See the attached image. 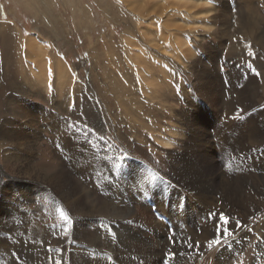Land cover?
<instances>
[{
    "label": "rangeland",
    "instance_id": "rangeland-1",
    "mask_svg": "<svg viewBox=\"0 0 264 264\" xmlns=\"http://www.w3.org/2000/svg\"><path fill=\"white\" fill-rule=\"evenodd\" d=\"M13 1L0 0V24H10L24 36L35 33V41L43 38L54 59L61 61L70 75L67 81L73 88L68 103L58 102L55 96L66 87V81H56L52 73L48 91L40 82L30 88L36 95L27 93L30 90L26 88L17 96L4 80L0 61V264H54L56 260L61 264H124L129 257L170 264L168 259L162 262L166 255H161L174 245L168 240L175 238L177 231L186 234L187 243H200L195 234L221 224L219 213L223 212L229 221L222 227L234 223L228 237L237 240L240 230H253L256 223L264 221V205L260 204L264 201V0ZM191 6L193 11L197 6V14L202 9L212 10L196 17ZM11 54L14 70V64L17 67L22 61L18 48ZM37 62L34 76L39 70H48L45 63ZM9 74L20 77L17 72ZM12 97L22 99L20 116L10 105ZM60 125L69 127L63 156L57 150ZM249 126L258 129L257 143L244 136L252 132ZM232 137H239L238 142L230 143ZM166 140L171 145L163 144ZM240 142L245 144L243 149L235 146ZM168 145L170 148H165ZM187 145L191 166L207 187L196 198L184 192L186 188L175 181L177 173L173 172L180 163L178 148ZM186 159L182 157L181 164ZM240 171L249 176L247 187L252 182L255 186L247 188L253 198L248 213L227 202L229 197L238 199L240 192L233 196L229 181ZM61 177L69 186V192L63 188L64 194L53 184ZM71 187L84 196L83 201L96 205L91 223L77 221L70 205ZM102 191L104 208L98 207ZM198 198L202 205L192 200ZM178 199L189 202L192 216L188 219L194 228L186 219L184 228L177 222L178 208L173 202ZM61 210L73 224H66ZM153 211L156 218H162L155 219ZM205 211L216 214L208 224L203 219ZM243 217L247 219L245 227L237 229L235 221ZM93 230L99 231L98 235H93ZM157 231L163 233L167 247L158 242ZM249 249L250 264H264V233H259ZM14 251L17 258L12 256ZM215 252L208 246L198 248L191 253L198 258L193 264H216ZM237 252L233 259L242 255ZM192 260L179 264H192Z\"/></svg>",
    "mask_w": 264,
    "mask_h": 264
},
{
    "label": "bare ground",
    "instance_id": "bare-ground-1",
    "mask_svg": "<svg viewBox=\"0 0 264 264\" xmlns=\"http://www.w3.org/2000/svg\"><path fill=\"white\" fill-rule=\"evenodd\" d=\"M13 1V0H12ZM17 1H19L18 3H20V2H23V3H25V2H29L30 3V1L31 0H17ZM16 1V2H17ZM126 1V0H125ZM149 1V0H148ZM187 1H189V0H186V2ZM198 1H203V0H196V2H198ZM14 2V1H13ZM39 2V1H38ZM42 2V1H41ZM126 2H129L128 0L126 1ZM180 2V1H179ZM205 2L206 3H208L209 2V0H208V2H207V0H205ZM15 3V2H14ZM28 3V4H29ZM188 3H190V2H188ZM130 4V3H129ZM176 4V3H175ZM178 4V3H177ZM187 4V3H186ZM192 4V3H191ZM198 4H200V3H198ZM36 5V4H35ZM167 5H168V3H167ZM166 5V6H167ZM146 6H147V4H146ZM165 6V7H166ZM145 7V6H144ZM192 7V6H191ZM196 8H195V10L193 11V7L192 8H190V10L191 11H193L194 12V16H196V15H198V14H200V13H208L209 12V10H212V8L211 9H209V10H204V9H202V10H200V11H198V14H197V12H196V10H198V8H197V6H195ZM167 8V7H166ZM202 8H204V7H202ZM27 9V8H26ZM163 9V8H162ZM164 10V9H163ZM149 11H150V9H149ZM148 11V12H149ZM162 11V10H161ZM136 12V11H135ZM139 12H141V11H139ZM182 12V11H181ZM188 12H189V10H188ZM150 13H152V12H150ZM134 15V14H133ZM143 15V14H142ZM186 15V14H185ZM192 15V14H191ZM190 16V15H189ZM186 17H188V16H186ZM192 17V16H191ZM196 17H198V16H196ZM135 18H136V16H135ZM139 18V17H138ZM188 19V18H187ZM232 19V18H231ZM258 19V18H257ZM260 19V18H259ZM2 20V19H1ZM141 20H142V18H141ZM6 22H7V20H6ZM7 23H9V21L7 22ZM237 25H238V23H237ZM13 26H14V24H13ZM39 26V25H38ZM234 26V25H233ZM204 27H206L205 25H204ZM209 27V26H208ZM242 27V26H241ZM255 27V25L253 26L252 25V27L251 28H254ZM35 29V28H34ZM241 29V28H240ZM234 30V29H233ZM252 30H254V31H256L257 29H252ZM228 33V32H227ZM232 33V32H231ZM33 35L31 36H24L21 32H20V30L18 29V30H16V29H14L10 24H6V23H1L0 24V61H1V64L3 65V68H4V70H3V76H4V80H6V82L9 84L8 86H9V88L11 89V90H13V92H14V94H17V96H20L21 95V91L22 90H25L26 88H28V91L30 90V88L32 89V88H35L36 86H39V84H40V82L42 83V82H44L45 83V85H44V89L45 90H49L50 89V87H52L51 86V74L53 73V75L55 74V76L57 77L56 78V81H57V79H58V82H60V81H63V82H65L66 83V87L65 88H63V90L61 89L60 90V94H59V96H55L57 99H58V102L60 101V102H64V103H61V104H65V103H68L69 102V100H70V90L73 88L72 87V85H71V83H70V81H67V80H71V78H70V75L68 74V72L67 71H64V69H63V65H62V63H61V61H59L58 59L56 60V59H54V57L52 56V53H51V47L49 48L48 47V44L46 43V42H44L43 40V38H40V39H37L36 41H35V39H34V34L35 33H32ZM221 34V33H220ZM131 35V34H130ZM241 35V34H240ZM204 37V36H203ZM202 37V38H203ZM251 42V41H250ZM209 45V44H208ZM252 45V44H251ZM253 45H255V44H253ZM13 48H18V51H19V54H20V60L22 61V65H19V66H17L16 67V65L14 64V66H13V68H14V70L11 68L12 66H11V60H10V58L11 57H13V55L11 54L12 53V50H13ZM221 48V47H220ZM51 50V51H50ZM167 50V49H166ZM105 53V52H104ZM107 53V52H106ZM15 55V54H14ZM107 57V56H106ZM215 57V56H214ZM19 58V57H18ZM37 61H39L40 62V64H42V66H43V63H45V65L47 66V68H48V70L47 71H43V70H39V71H37L36 73H37V75H35L34 76V74H35V71H36V66H38L37 64H38V62ZM11 66V67H10ZM118 66V65H117ZM204 67V66H203ZM206 67V66H205ZM26 68V69H25ZM105 68H107V67H105ZM122 68V67H121ZM40 69V68H39ZM1 70V69H0ZM16 70V71H15ZM26 70H27V72H26ZM11 72H17V74L19 73L20 74V77H16L15 78V76H11L9 73H11ZM19 76V75H18ZM37 76V77H36ZM203 76L206 78H208V74H203ZM55 78V77H54ZM206 78V79H207ZM3 79V78H2ZM218 79V78H217ZM213 80V79H212ZM39 83H38V82ZM204 81V80H203ZM211 83V82H210ZM37 84V85H36ZM50 84V85H49ZM2 85V84H1ZM58 85V84H57ZM205 85V84H204ZM207 85V84H206ZM205 85V86H206ZM4 86V85H3ZM2 86V87H3ZM212 86H214V85H212ZM1 87V86H0ZM41 88V87H40ZM66 89L68 90L67 92H66ZM205 89V88H204ZM1 90V89H0ZM27 92V91H26ZM256 92V91H255ZM27 93H30V94H34V95H36L35 94V92L33 91V90H30L29 92H27ZM39 93H41V92H39ZM205 93L208 95V93H210V91H208V90H206L205 91ZM10 94V93H9ZM50 94H51V92H50ZM49 94V97L51 98V100H53L54 99V97H52V95H50ZM129 94V93H128ZM39 95V94H38ZM130 95V94H129ZM201 95V94H200ZM21 97V96H20ZM96 97H97V95H96ZM59 98H62V101L61 100H59ZM11 100H12V104L10 103V105L12 106V109L14 110V114H16V115H18V116H20V114H21V112H20V109H22V107H24V106H22V105H20V103H21V98H19L18 97V99H16L15 97L13 98H11ZM159 101V100H158ZM258 101V100H257ZM129 102V101H128ZM127 101L125 102V103H128ZM122 103V102H121ZM124 103V102H123ZM243 103V102H242ZM248 103V102H247ZM130 104V103H129ZM140 105V104H139ZM207 105V104H206ZM232 105V104H231ZM248 105H250V104H248ZM148 107V106H147ZM246 107V106H245ZM118 108V107H117ZM67 109V108H66ZM128 109H130V108H128ZM65 110V109H64ZM68 110V109H67ZM131 110V109H130ZM11 111V110H10ZM133 111V110H132ZM212 111V110H211ZM223 112V111H222ZM116 113V112H115ZM13 114V115H14ZM122 114V113H121ZM232 114V113H231ZM123 115V114H122ZM215 115V114H214ZM112 116V115H111ZM133 116V115H132ZM216 116V115H215ZM227 116V115H226ZM136 117V116H135ZM127 118V117H126ZM234 118V117H233ZM262 118V117H261ZM67 119V118H66ZM216 119V118H215ZM90 120V119H89ZM12 121V120H11ZM232 121V120H231ZM248 121V120H247ZM8 124H9V122L8 121H6ZM15 123V122H14ZM152 123V122H151ZM112 124V123H111ZM122 124H123V122H122ZM125 124V123H124ZM153 124V123H152ZM151 124V125H152ZM250 124V123H249ZM228 125V124H227ZM244 125H246V124H244ZM7 126V125H6ZM18 126V125H17ZM59 126V125H58ZM61 127H60V131H59V134H58V148H57V150H58V153L60 154V156L62 155L61 153H62V150H63V148L65 147V145H67L66 143H67V133H68V126H66V125H60ZM110 126V125H109ZM101 127H102V125H101ZM100 127V128H101ZM110 127H112V126H110ZM231 127V126H230ZM250 127V126H249ZM251 128V127H250ZM118 129V128H117ZM130 129V128H129ZM245 128H243V130H244ZM116 130V129H115ZM233 130V129H232ZM242 130V129H241ZM3 131H4V129H3ZM17 131H18V129H17ZM20 131H21V129H20ZM55 131H57V130H55ZM70 131V130H69ZM247 131V130H246ZM250 131H252V132H248V134L247 133H245V137H247V139H249V141L251 142V143H257L258 142V138H257V136L259 135L260 136V134H257V132H258V129L257 130H255V129H252L251 128V130ZM257 131V132H256ZM16 132V131H15ZM116 133V132H115ZM5 134V133H4ZM17 134V133H16ZM229 135V134H228ZM115 136V135H114ZM139 136V135H138ZM7 138H8V135L6 136ZM10 137V136H9ZM13 137H14V135H13ZM100 138V137H99ZM116 138V137H115ZM238 138L239 137H232V139L231 140H229V142L230 143H233V142H236L237 140H238ZM10 139V138H9ZM243 140V139H242ZM98 142V141H97ZM107 142V141H106ZM125 142V141H124ZM238 142V141H237ZM261 142V141H260ZM259 142V144H261ZM123 143V142H122ZM185 143V142H184ZM72 144V143H71ZM163 144H170L171 145V143H169L167 140H166V142H163ZM174 144V143H173ZM172 144V145H173ZM96 145V144H95ZM97 145H99V144H97ZM103 145V144H102ZM170 145H168L167 147H165V148H167V149H169L170 147ZM232 145V144H231ZM256 145V144H255ZM70 146V145H69ZM90 146V145H89ZM236 147H237V149H243L244 147H245V144H244V142H240L239 144H237V145H235ZM94 147V146H93ZM255 147V146H254ZM97 149H99V148H97ZM178 149H180L181 150V153H179V158L177 157V155H176V153H173V154H175V157H177L178 158V163H179V165H177V168H176V166L174 167V170H173V172H175V181L176 182H182V184H183V186L186 188V190H184V192H187L190 196H193L194 198H196L197 197V195H200V193H199V191H203L204 192V190H206L207 189V187H206V184L204 183V182H201L200 180H198V174H199V172L198 171H196L195 169H193L192 168V166L191 165H194V164H192V157H191V154L188 152V151H190V149L191 148H189L188 147V145L187 146H182V148L180 147V148H178ZM193 149V148H192ZM233 149V148H232ZM231 149V150H232ZM255 149H256V147H255ZM68 150V149H67ZM70 151V150H69ZM240 151V150H239ZM245 151V150H244ZM175 152H176V150H175ZM233 152V151H232ZM261 152V151H260ZM264 152V151H263ZM74 153V152H73ZM178 153V152H177ZM241 153V152H240ZM243 153V152H242ZM56 156V155H55ZM63 156V155H62ZM70 156V155H69ZM173 156V155H172ZM240 156V155H239ZM242 156V155H241ZM256 156V155H255ZM182 157H187V162L186 163H188V164H186V163H183V164H181V159H182ZM173 158H174V156H173ZM239 158V157H238ZM103 159V158H102ZM234 159V158H233ZM236 159V158H235ZM241 159V158H240ZM257 159V158H256ZM262 160V159H261ZM75 161H76V159H75ZM119 161V160H118ZM245 161V160H244ZM256 161V160H255ZM60 162V161H59ZM140 162V161H139ZM195 162V161H194ZM125 163V162H124ZM257 163V162H256ZM262 163H263V161H262ZM54 164V163H53ZM100 164V163H99ZM133 164V163H132ZM146 164V163H145ZM255 164V163H254ZM63 165V164H62ZM77 165V164H76ZM241 165V164H240ZM242 165H245V164H242ZM64 166H65V164H64ZM87 166V165H86ZM118 167V166H117ZM186 167H188V168H186ZM190 167V168H189ZM246 167V166H245ZM88 168V167H87ZM241 168V167H240ZM36 169V168H35ZM46 169V168H45ZM81 169V168H80ZM124 169H125V167H124ZM168 169V168H167ZM235 169V168H234ZM42 170V169H41ZM78 170V169H77ZM116 170V169H115ZM114 170V171H115ZM126 170V169H125ZM250 170V169H249ZM258 170V169H257ZM37 171V170H36ZM35 171V172H36ZM73 171H75V170H73ZM156 171H158V169L156 170ZM252 171V170H251ZM131 172V171H130ZM172 172V171H171ZM226 172V171H225ZM243 171H240V173L238 172V173H234L232 176H231V181H229L230 182V184H229V187H230V189H231V194L233 195V196H235L236 197V193H239L240 192V194H239V196H238V199H232L231 197H229V199L227 200V202L230 204V205H232V206H237L236 204H238L239 205V207H241L242 209H244L245 210V212H249V209H250V207H251V205H252V200H253V198H252V200H251V198H250V196H249V192L251 191H249V190H247V188H250V189H254V183L252 182L251 183V186H249V187H247V182H250V181H247V179L249 178V176H247V175H245V174H243L242 173ZM34 173V172H33ZM71 173V172H70ZM73 173V172H72ZM77 173V172H76ZM91 173V172H90ZM112 173V172H111ZM121 173V172H120ZM261 173V172H260ZM49 174V173H48ZM63 174L64 173H62V172H60V176H63ZM124 174V173H123ZM132 174V173H131ZM149 174V173H148ZM226 174V173H225ZM228 174V173H227ZM250 174V173H249ZM36 175V174H35ZM70 175V174H69ZM74 175V174H73ZM95 175V174H94ZM163 175V174H162ZM49 176V175H48ZM53 176V175H52ZM140 176V175H139ZM75 177V176H74ZM104 177V176H103ZM106 177V176H105ZM163 177V176H162ZM255 178V180L256 179H258L255 175H250V178ZM75 178H77V177H75ZM147 178V177H146ZM169 178V177H168ZM61 180L59 181V182H55V183H53V182H51V183H53L54 184V186H56L60 191H61V193L63 192V194H64V192H65V190L66 191H68L69 192V190H67V188L66 187H68L69 188V186H67V182H62V179H64V178H60ZM88 179V178H87ZM164 179V178H163ZM162 179V180H163ZM167 179V178H166ZM171 179H172V177H171ZM226 179V178H225ZM225 179H223V180H225ZM82 180V179H81ZM90 180V179H89ZM165 180V179H164ZM49 181V180H48ZM154 181V180H153ZM172 181H173V179H172ZM228 181V180H227ZM253 181V180H252ZM50 182V181H49ZM84 182V181H83ZM168 182V181H167ZM174 182V181H173ZM258 182V181H257ZM40 183V182H39ZM45 183V182H44ZM43 183V184H44ZM50 183V184H51ZM140 183V182H139ZM202 183V184H201ZM204 183V184H203ZM220 183V182H219ZM225 183H226V181H225ZM262 183V182H261ZM42 184V183H41ZM71 185L73 184V183H70ZM80 184V183H79ZM87 184H89V182L87 181ZM101 184V183H100ZM169 184V183H168ZM24 185V184H23ZM173 185V184H172ZM226 185H228V184H226ZM250 185V184H249ZM261 185V184H260ZM264 185V184H263ZM26 186V185H25ZM39 186V185H38ZM77 186V185H76ZM161 186V185H160ZM182 186V187H183ZM33 187V186H32ZM65 187V188H64ZM123 187V186H122ZM127 187V186H126ZM146 187V186H145ZM181 186L178 188L179 190H183V188H182ZM3 188V187H2ZM63 188L65 189V190H63ZM73 187H71V189L70 190H72L73 191V193L71 192V201H70V205H71V208H72V211L74 212V214L76 215V218L78 219L77 221H83V220H85V222H87V223H91V222H89L90 221V219H91V216L90 215H92L93 214V212H94V210L96 209V205H93V204H90V203H86L85 201H83V198H84V196H83V198L81 197V195H77V193H78V191L76 190V189H72ZM84 188V187H83ZM110 188V187H109ZM129 188V187H128ZM43 189V188H42ZM53 189V188H52ZM222 189V188H221ZM227 189V188H226ZM229 189V190H230ZM257 189V188H256ZM12 190V189H11ZM48 190V189H47ZM54 190V189H53ZM52 190V191H53ZM75 190V191H74ZM97 190V189H96ZM130 190H131V188H130ZM161 190V189H160ZM170 190V189H169ZM258 190H260V189H258ZM1 191H3V190H1ZM98 191H101V190H98ZM105 191V190H104ZM106 191H107V189H106ZM134 191V190H133ZM256 191V190H255ZM42 192V191H41ZM81 192V191H80ZM180 192V191H179ZM183 192V191H182ZM181 192V193H182ZM194 192V193H193ZM209 192V191H208ZM12 193V192H11ZM93 193V192H92ZM91 193V194H92ZM106 193V192H105ZM142 193V192H141ZM167 193V192H166ZM180 193V194H181ZM6 195H7V192L5 193ZM4 194V195H5ZM51 194V193H50ZM89 195H90V193H88ZM103 194V197L101 198L100 197V201H98V207H100V205L99 204H101V205H103V208H104V202H105V195H104V193H103V191L101 192V195ZM107 194V193H106ZM185 195H187V194H185ZM251 195V194H250ZM12 196V195H11ZM45 196V195H44ZM91 196H93V195H91ZM90 196V197H91ZM99 196H100V194H99ZM170 196V195H169ZM23 197V196H22ZM34 197V196H33ZM59 197V196H58ZM73 197H75V198H73ZM111 197V196H110ZM109 197V198H110ZM183 197V196H182ZM254 197V196H253ZM6 198V197H5ZM39 198V197H38ZM96 198V197H95ZM14 199V198H13ZM62 199V198H61ZM66 199V198H65ZM90 200V202H91V198H89ZM108 199V198H107ZM112 199V198H111ZM45 200V199H44ZM110 200V199H109ZM108 200V201H109ZM186 200H187V198H186ZM194 202H196V204H200V205H202L203 203V201H202V199L201 198H198V200H196V199H192ZM207 200V199H206ZM256 200V199H255ZM260 200V199H259ZM1 201V200H0ZM30 201V200H29ZM107 201V202H108ZM258 201V200H257ZM2 202V201H1ZM117 202H118V199H117ZM131 202V201H130ZM21 203V202H20ZM37 203V202H36ZM92 203V202H91ZM160 203V202H159ZM174 203V207L175 208H178V216H177V222H181L182 223V225H183V228L185 227L184 225H185V219L187 220V222H188V224H190L192 227L194 226V224L190 221V219H188V215H189V217H190V215L192 216V211H191V209H190V205H189V202H185V203H182V200L181 199H178V200H176L175 202H173ZM5 204V203H4ZM110 204V203H109ZM118 204V203H117ZM152 204V203H151ZM165 204V203H164ZM182 204H183V206H182ZM260 204L261 205H264V201L262 200L261 202H260ZM31 205V204H30ZM63 205V204H62ZM108 205V204H107ZM107 205H105V206H107ZM124 205V204H123ZM153 205V204H152ZM1 206V205H0ZM109 206V205H108ZM115 206V205H114ZM114 206H113V208H114ZM4 207H5V205H4ZM34 207V206H33ZM59 207V206H58ZM57 207V208H58ZM102 207V206H101ZM131 207V206H130ZM173 207V206H172ZM238 207V206H237ZM15 208H17V207H15ZM37 208H38V206H37ZM65 208H66V206H65ZM67 208H68V206H67ZM118 208V207H117ZM39 209V208H38ZM42 209V208H41ZM40 209V210H41ZM56 209V208H55ZM62 209V208H61ZM99 209V208H98ZM120 209V208H119ZM122 209V208H121ZM241 209V210H242ZM64 210V209H63ZM103 210V209H102ZM126 210V209H125ZM129 210V209H128ZM198 211V210H197ZM3 212H5V211H3ZM42 212H43V210H42ZM54 212V211H53ZM70 212V211H69ZM103 212V211H102ZM106 212V211H105ZM111 212V211H110ZM126 212V211H125ZM199 212V211H198ZM9 213V212H8ZM124 213V212H123ZM152 213V212H151ZM166 213V212H165ZM209 213L210 212H207V211H205V213H203V219L206 221V223L208 224L211 220H213L215 217V215L214 216H212L211 218H209ZM235 213V212H234ZM120 214H121V212H120ZM125 214V213H124ZM60 215V214H59ZM116 215V214H115ZM123 215V214H122ZM127 215V214H126ZM153 215H154V218L155 219H157V220H159L160 218H162V216L163 215H160L159 217H157L156 218V216H155V214H154V211H153ZM70 216H71V214H70ZM73 216V215H72ZM105 216V215H104ZM108 216V215H107ZM125 216V215H124ZM115 217V216H114ZM113 217V218H114ZM153 217V216H152ZM186 217V218H185ZM101 219H104V218H102V217H100ZM100 218H98V219H100ZM193 218V217H192ZM72 219V218H71ZM83 219V220H82ZM95 219V218H94ZM98 219H97V221H98ZM106 219H107V217H106ZM194 220V219H193ZM53 221V220H52ZM95 221V220H94ZM109 221V220H108ZM116 221H117V219H116ZM115 221V222H116ZM119 221V220H118ZM156 220H154V222H155ZM246 221H247V219H246V217H243V219L241 220V222L243 223V224H246ZM74 222V221H73ZM99 222V221H98ZM101 223H102V221H100ZM111 222H112V220H111ZM114 222V223H115ZM131 222V221H130ZM152 222V221H151ZM161 222V221H160ZM175 222V221H174ZM212 222V221H211ZM52 223V222H51ZM82 223V222H81ZM256 223V222H255ZM1 224V223H0ZM50 224V223H49ZM73 224V223H72ZM80 224V223H79ZM83 224V223H82ZM97 224V223H96ZM117 224H120L119 222L117 223ZM152 224V223H151ZM157 224L158 225H161L162 226V223H158L157 222ZM257 225H256V227H254V229L253 230H249V229H242V230H240V233H239V235H238V239L237 240H233V238H230V237H228V232H227V228H229V230L233 227V225H234V223H229V225H227V226H225V227H227V228H225V237L224 236H221V237H219V234L217 233V241H219V240H221V243L219 244V245H213L212 247H211V250H212V252L213 251H216L215 253H217V256H216V254H215V260H216V264H250L251 263V251H250V249H249V246H250V244H252L258 237H259V233L260 234H263L264 233V221L261 223V221L259 222V223H256ZM102 225H103V223H102ZM102 225H100V226H102ZM122 225V224H121ZM128 225V224H127ZM154 225V224H153ZM84 226V225H83ZM88 226V225H87ZM110 226V225H109ZM120 226V225H119ZM118 226V227H119ZM10 227V226H9ZM15 227V226H14ZM67 227V226H66ZM70 227V226H69ZM105 227V226H104ZM122 227V226H121ZM162 227H164V226H162ZM74 228H76V227H74ZM77 228H79V225H78V227ZM88 228H90V227H88ZM91 228H92V226H91ZM154 228V227H153ZM161 228V227H160ZM194 228V227H193ZM247 228V227H246ZM4 229V228H3ZM8 229V228H7ZM67 229V228H66ZM81 229V228H80ZM87 229V228H86ZM86 229H85V231H83V233L85 234V232H86ZM93 229V228H92ZM164 229V228H163ZM167 229V228H166ZM9 230V229H8ZM84 230V229H83ZM195 229H193V231H194ZM11 231H14V230H11ZM69 231V230H68ZM71 231V230H70ZM77 231H79V230H77ZM105 231V230H104ZM196 231V230H195ZM80 232V231H79ZM82 232V231H81ZM92 232V231H91ZM93 232L94 233H92L93 235H95V232L96 231H94L93 230ZM103 232V231H102ZM175 232V231H174ZM76 233V232H75ZM98 233H99V231L98 232H96V234L98 235ZM103 233H105V232H103ZM214 233H215V226H213L211 229H209L208 231H205V232H203V233H201V234H195V236L197 237V239H199V241H200V246L199 247H196L195 246V242H197V241H194L193 242V247L192 248H189L188 247V243L186 242V240H185V233H179V231H177V232H175L174 233V235H175V243H174V245L173 246H171V247H168V250H167V252H162V258L164 257V255H166V253H168L169 251L171 252V251H174L175 252V255H173L171 258H169L167 255H166V257H164L163 259H162V262L164 261V259H168L169 261H170V264H179V262H182L184 259H192V258H194V260H192L191 261V263L193 264V261H197V259H195L196 258V256H197V254H196V256L195 255H192L191 253L194 251V252H197V250H198V248H203L204 246H207V244H208V241L209 240H211V239H213L214 238ZM48 234V233H47ZM74 234V233H73ZM82 234V233H81ZM16 235V234H15ZM67 235V234H66ZM83 235V234H82ZM20 236V235H19ZM105 236V235H104ZM104 236H102V237H104ZM117 236V235H116ZM152 236V235H151ZM16 237V236H15ZM14 237V238H15ZM61 237V236H60ZM93 237V236H92ZM97 237V236H96ZM99 237V236H98ZM101 237V238H102ZM166 237V236H165ZM170 237H172V236H170ZM174 237V236H173ZM20 238V237H19ZM22 238V237H21ZM85 238V237H84ZM105 238V237H104ZM106 238H107V236H106ZM105 238V239H106ZM156 238L158 239V242L159 243H161V245H164L165 244V246L168 244L167 243V240L166 239H164V235H163V233H161L160 231H157L156 232ZM60 239V238H59ZM59 239L57 240L58 242H59ZM87 239V238H86ZM96 238L94 237V240H95ZM138 239V238H137ZM17 240V239H16ZM25 240H27V239H25ZM62 240V239H61ZM85 240V239H84ZM101 240V239H100ZM128 240V239H127ZM64 241V240H63ZM67 241V240H66ZM79 241V240H78ZM92 242H94L93 240H91ZM91 241H90V243H91ZM102 241V240H101ZM169 241V240H168ZM259 241V240H258ZM17 242V241H16ZM76 242V241H75ZM126 242V241H125ZM19 243V242H18ZM60 243V242H59ZM89 243V242H88ZM89 243V244H90ZM149 243V242H148ZM167 243V244H166ZM80 244V243H79ZM86 244V243H85ZM103 244H105V243H103ZM126 244V243H125ZM177 244V247L175 246ZM69 245V244H68ZM98 245V244H97ZM106 245V244H105ZM109 245V244H108ZM263 245V244H262ZM81 246H83V245H81ZM95 246V245H94ZM14 247V246H13ZM87 247V246H86ZM91 247V246H90ZM101 247V246H100ZM167 247V246H166ZM258 247V246H257ZM22 248V247H21ZM37 248V247H36ZM41 248V247H40ZM65 248H66V246H65ZM70 248V247H69ZM74 248V247H73ZM102 248V247H101ZM123 248V247H122ZM156 248V247H155ZM72 249V248H71ZM70 249V250H71ZM78 249V248H77ZM90 249V248H89ZM95 249V248H94ZM104 249H106V248H104ZM110 249V248H109ZM165 249V248H164ZM10 250V249H9ZM64 250V249H63ZM119 250V249H118ZM61 251V250H60ZM94 251V250H93ZM102 251H104V250H102ZM117 251V250H116ZM122 251V250H121ZM134 251H135V249H134ZM145 251V250H144ZM152 251V250H151ZM235 251H236V253H238L237 251H240V252H242V255L240 256V257H236V258H234L233 259V257H235ZM15 252V251H14ZM17 252V251H16ZM19 252V251H18ZM21 252V251H20ZM52 252V251H51ZM50 252V253H51ZM71 252H74L73 250L71 251ZM70 252V253H71ZM79 252V251H78ZM95 252V251H94ZM101 252V251H100ZM111 252V251H110ZM23 253V252H22ZM30 253V252H29ZM37 252H35L34 254H36ZM61 253V252H60ZM88 253V252H87ZM102 253H104V252H102ZM161 253V252H160ZM181 253H183V255H181ZM49 254V253H48ZM126 254V253H125ZM189 254H190V256L192 255V257H190L189 256ZM211 254H213V253H211ZM28 255V254H27ZM26 255V256H27ZM37 255V254H36ZM44 255V254H43ZM65 255V254H64ZM68 255V254H67ZM70 255H72V254H70ZM69 255V256H70ZM76 255V254H75ZM89 255V254H88ZM114 255V254H113ZM119 255V254H118ZM31 256V255H30ZM84 256V255H83ZM97 256V255H96ZM115 256H117V255H115ZM114 256V257H115ZM157 256H158V253H157ZM212 256V255H211ZM50 257V256H49ZM52 257H54V256H52ZM58 257V256H57ZM61 257V256H60ZM63 257V256H62ZM80 257V256H79ZM93 257V256H92ZM123 257H124V255H123ZM126 257V256H125ZM127 257H128V255H127ZM29 258V257H28ZM84 258V257H83ZM94 258V257H93ZM99 258V257H98ZM158 258V257H157ZM240 258V259H239ZM36 259V258H35ZM34 259V260H35ZM86 259V258H85ZM116 259V258H115ZM120 259V258H119ZM148 259H150V258H148ZM148 259H146V258H141V259H138L137 261L135 260H132L130 257L128 258V259H125V260H123V262H124V264H156V261L157 260H152V259H150V260H148ZM203 259V258H202ZM53 260H55V258H53ZM65 260V259H64ZM71 260V259H70ZM80 260V259H79ZM96 260V259H95ZM98 260V259H97ZM96 260V261H97ZM233 260V261H232ZM257 260H258V258H255V259H253V261L256 263L257 262ZM61 261V260H60ZM63 261V260H62ZM82 261V260H81ZM80 261V262H81ZM93 261V260H92ZM95 261V262H96ZM100 261V260H99ZM109 261V260H108ZM120 261V260H119ZM205 261V260H204ZM51 262V261H50ZM71 262V261H70ZM84 262V261H83ZM154 262V263H153ZM158 262V261H157ZM175 262V263H174ZM213 262H215V261H213ZM25 263V262H24ZM35 263H37V262H35ZM49 263V262H48ZM52 263V262H51ZM62 263V262H61ZM90 263V262H89ZM108 263V262H107ZM120 263H122V262H120ZM17 264V263H16ZM40 264V263H39ZM43 264V263H42ZM74 264V263H73ZM77 264H78V262H77ZM123 264V263H122ZM206 264V263H205ZM256 264H262L261 263V261L260 262H258V263H256Z\"/></svg>",
    "mask_w": 264,
    "mask_h": 264
},
{
    "label": "snow or ice",
    "instance_id": "snow-or-ice-1",
    "mask_svg": "<svg viewBox=\"0 0 264 264\" xmlns=\"http://www.w3.org/2000/svg\"><path fill=\"white\" fill-rule=\"evenodd\" d=\"M249 55L251 56L252 53L249 52ZM249 67L252 68L251 65H249ZM73 106H74V105H70L69 107L71 108V107H73ZM237 111L239 112L240 110L238 109ZM61 211L63 212V217H62V219L66 222V224L70 225V224L72 223L71 218H70V217L68 216V214L65 213L63 210H61ZM214 215H216V214L210 212V213H209V218H211V217L214 216ZM219 220H220L222 223H221V224H215L214 238L211 239V240H209V241H208V244H207V246H208L209 248H211L213 245H219V244L221 243V240L217 241V233L219 234V237H221V236H224V237H225V228H227V227H222V225H226V224L228 223V221H229V217H228L227 215H225L223 212H221V213H219ZM235 226H236L237 229L245 227V225H244L239 219H237V220L235 221ZM66 228H67V227H66ZM67 231H68V229H67ZM67 231H65V232L67 233ZM227 232H228V236H231V235H232V232L229 230V228H227ZM169 241L172 242V243H175V238H174V237H170V238H169ZM193 246H194L193 243H191V242L188 243V247H189V248H192ZM195 246H196V247H199V246H200V244H199L198 241L195 242ZM57 251H60V249H57ZM166 255H167L169 258H171L173 255H175V253H173V252H168V253H166ZM181 255H183V253H181ZM12 256H13L14 258H17V257H18V253L13 252V253H12ZM54 264H61V261H60V260H56V261L54 262Z\"/></svg>",
    "mask_w": 264,
    "mask_h": 264
}]
</instances>
